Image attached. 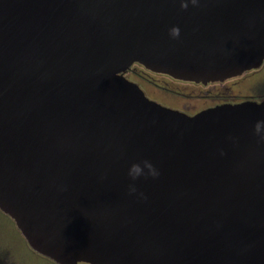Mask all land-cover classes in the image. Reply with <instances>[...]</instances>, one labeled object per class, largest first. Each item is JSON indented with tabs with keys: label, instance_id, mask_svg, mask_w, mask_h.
<instances>
[{
	"label": "water",
	"instance_id": "95a60500",
	"mask_svg": "<svg viewBox=\"0 0 264 264\" xmlns=\"http://www.w3.org/2000/svg\"><path fill=\"white\" fill-rule=\"evenodd\" d=\"M135 63L205 84L258 69L264 0H0V210L57 264H264V99L189 115ZM145 159L146 201L127 195Z\"/></svg>",
	"mask_w": 264,
	"mask_h": 264
},
{
	"label": "rangeland",
	"instance_id": "374dc122",
	"mask_svg": "<svg viewBox=\"0 0 264 264\" xmlns=\"http://www.w3.org/2000/svg\"><path fill=\"white\" fill-rule=\"evenodd\" d=\"M141 75L135 79L147 96L167 106L193 114L216 102V97L228 95L237 98H264V64L224 83L200 85L174 80L135 66ZM170 106V107H171ZM0 254L8 264H57L35 251L16 222L0 210Z\"/></svg>",
	"mask_w": 264,
	"mask_h": 264
},
{
	"label": "clouds",
	"instance_id": "9594fccd",
	"mask_svg": "<svg viewBox=\"0 0 264 264\" xmlns=\"http://www.w3.org/2000/svg\"><path fill=\"white\" fill-rule=\"evenodd\" d=\"M189 2L196 6L198 0H181V9L187 10ZM169 35L173 38H176L179 35L178 28L170 29ZM254 135L258 138L260 142H264V120H258L254 125ZM160 176L159 169L150 161L142 160L139 163H132L127 170V177L130 183L127 186V195L135 196L140 200H147V196L138 190L136 182L140 179L144 180H156Z\"/></svg>",
	"mask_w": 264,
	"mask_h": 264
},
{
	"label": "flooded vegetation",
	"instance_id": "af4514ba",
	"mask_svg": "<svg viewBox=\"0 0 264 264\" xmlns=\"http://www.w3.org/2000/svg\"><path fill=\"white\" fill-rule=\"evenodd\" d=\"M140 66V67H143V68H145L142 64H140V63H135V64H133L130 68H128V70H126V72L124 73V75H125V77L126 78H128L130 81H132V82H135V83H137L140 87H141V83L140 82H138L136 79H135V77H139V76H141L139 73H138V71L135 69V66ZM147 71H149V72H153V71H151V70H148L147 68H145ZM153 73H155V74H162V73H156V72H153ZM162 75H165V76H168V77H170V78H172V79H174V80H178V81H183V82H190V83H195V84H200V85H210V84H220V83H224V82H226L227 80H225V81H218V82H210V83H207V84H205V83H197V82H193V81H184V80H179V79H176V78H174V77H172V76H170V75H167V74H162ZM232 79V78H231ZM228 80H230V79H228ZM142 88V87H141ZM143 89V88H142ZM144 91V90H143ZM145 92V91H144ZM145 94H146V92H145ZM147 95V94H146ZM217 99H216V102L214 103V104H212V105H210V106H208V107H205V108H203V109H201V110H199V111H197V112H195V113H193V114H190V113H188V112H186V111H183V110H180V111H183V112H185V113H187V114H189V115H195V114H197V113H199V112H201V111H203V110H206V109H209V108H212V107H216V106H218V105H222V104H228V103H232V104H235V103H240V102H244V101H247V100H257V101H261L262 99H264V98H260V97H255V98H237V97H233V96H228V95H220V96H218V97H216ZM151 99V98H150ZM152 100H155V99H152ZM156 101V100H155ZM158 102V101H157ZM163 105V104H162ZM164 106H167V105H164ZM171 106V105H170ZM170 106H167V107H170ZM170 108H173V109H177L176 107H174V106H171ZM177 110H179V109H177Z\"/></svg>",
	"mask_w": 264,
	"mask_h": 264
},
{
	"label": "trees",
	"instance_id": "16d2710c",
	"mask_svg": "<svg viewBox=\"0 0 264 264\" xmlns=\"http://www.w3.org/2000/svg\"><path fill=\"white\" fill-rule=\"evenodd\" d=\"M0 264H8L6 260L3 258V255L0 254Z\"/></svg>",
	"mask_w": 264,
	"mask_h": 264
}]
</instances>
